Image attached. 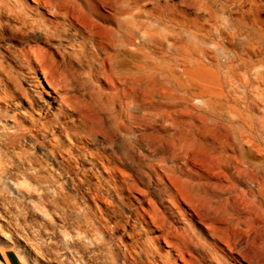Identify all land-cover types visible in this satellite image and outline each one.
Returning a JSON list of instances; mask_svg holds the SVG:
<instances>
[{
    "label": "bare ground",
    "instance_id": "6f19581e",
    "mask_svg": "<svg viewBox=\"0 0 264 264\" xmlns=\"http://www.w3.org/2000/svg\"><path fill=\"white\" fill-rule=\"evenodd\" d=\"M198 4L0 0V207L44 192L56 207L66 180L101 178L138 203L158 257L163 241L182 264H264L262 212L231 213L212 191H234L239 174L264 199V21L227 0L191 15ZM209 69L215 94L199 81ZM39 71L55 101H40ZM212 95L237 110V129L195 112Z\"/></svg>",
    "mask_w": 264,
    "mask_h": 264
},
{
    "label": "rangeland",
    "instance_id": "374dc122",
    "mask_svg": "<svg viewBox=\"0 0 264 264\" xmlns=\"http://www.w3.org/2000/svg\"><path fill=\"white\" fill-rule=\"evenodd\" d=\"M221 1L223 0H197L198 9L191 7L189 12L191 15L197 13L208 18L204 7ZM227 1L242 2L245 9L252 5L253 10L245 13V17L256 16L264 21V0ZM224 14L235 15L231 11ZM38 77L41 81L38 87L40 101L47 99L55 101L56 88L40 71ZM200 78L199 81L207 83L214 94L221 91L210 69L203 72ZM222 88L224 92L228 90L226 86ZM235 89V95L242 94L241 87ZM203 100L205 99L194 101L193 109L197 114L219 119L223 123L221 127L237 129L236 124L240 121H229V116L237 114V110L230 109L226 103L219 105V102L224 100H219L217 96H210V102ZM250 113L259 114L255 109ZM32 151L45 158L49 169L57 168V163L47 155L41 145H34ZM210 181L215 184L218 179L210 176ZM230 181L235 185L234 191L220 192L214 186L212 191L226 198V208L231 213L234 212L235 205L245 210L262 212L258 225L264 226V199L255 192L253 183L246 181L239 174H235ZM222 182L225 185L229 184L225 180ZM64 184L66 196L64 200L57 199L56 207L50 202L52 199L50 192H44L41 196L34 194L30 200H23L16 211L6 206L0 207L2 252L13 251L22 264H182L180 260L173 261L171 255L174 251L166 254L168 248L161 240V258L165 261L160 262L159 252L151 249L148 241V236L152 233L141 229L136 222V208L139 205L134 198L125 194H115L109 184L101 178L94 183L68 179ZM149 189L153 191L151 187ZM249 189H252V192H249ZM133 191L135 196H139L135 190ZM1 234L6 235V238ZM28 242L35 246L38 254L36 258L32 255ZM201 264L207 262L203 261Z\"/></svg>",
    "mask_w": 264,
    "mask_h": 264
},
{
    "label": "crops",
    "instance_id": "0c3cea01",
    "mask_svg": "<svg viewBox=\"0 0 264 264\" xmlns=\"http://www.w3.org/2000/svg\"><path fill=\"white\" fill-rule=\"evenodd\" d=\"M0 264H22L13 251L0 250Z\"/></svg>",
    "mask_w": 264,
    "mask_h": 264
}]
</instances>
